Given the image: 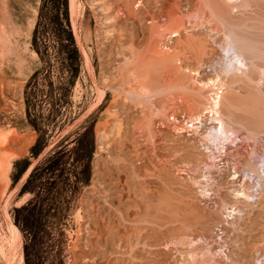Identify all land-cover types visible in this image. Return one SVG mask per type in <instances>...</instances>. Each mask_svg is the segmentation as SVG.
Segmentation results:
<instances>
[{"label": "rangeland", "instance_id": "374dc122", "mask_svg": "<svg viewBox=\"0 0 264 264\" xmlns=\"http://www.w3.org/2000/svg\"><path fill=\"white\" fill-rule=\"evenodd\" d=\"M75 1L74 15L70 0H0V264H264V168L262 179L254 177L248 162L234 161L231 150L225 156L227 142L204 141L209 128L220 129L211 111L199 120L174 107L183 122L165 138L164 159L177 171H160L154 152L153 164L143 163V142L132 139L141 118L149 129L162 115L151 95L120 90V72L134 77L130 55L148 47L152 24L161 38L165 18L161 25L150 19L161 1L137 0L133 17L131 0ZM162 1L166 11L175 2ZM182 1L186 14L196 0ZM239 11L236 30L257 42L253 75L260 83L235 82L224 105L240 138L251 137L247 148L259 144L255 162L262 166L264 0ZM184 20L189 38L173 36L179 59L211 76L226 55L218 49L222 35L210 30L213 22ZM107 81L113 84L105 89ZM189 91L160 96L201 98ZM234 168L248 174L245 184ZM243 188L251 205L237 204L235 189Z\"/></svg>", "mask_w": 264, "mask_h": 264}, {"label": "bare ground", "instance_id": "6f19581e", "mask_svg": "<svg viewBox=\"0 0 264 264\" xmlns=\"http://www.w3.org/2000/svg\"><path fill=\"white\" fill-rule=\"evenodd\" d=\"M136 1L137 0H131V3H129V5H127L128 3H126V5H127L126 8H128L127 12L129 11L130 16H132V13L135 12V4L138 3ZM160 1H161V2H159L160 8L158 7L157 2L154 4L155 6H154V8H152V9H154V11H153L154 13H153L152 17L150 16V19L152 22L156 21V24H160L157 22H159L162 18H165V23H166V26H165L166 28H164L165 33H164V31H163V33L161 31V38H160L159 37L160 32L159 31L157 32V29H156L157 27L154 28L156 26V25H154L155 24L154 23V24H152L151 29H149V31L152 30V32L150 33V36H149L150 43L147 44L148 47L146 49H142L140 51L133 50L132 53L129 51V49H127L131 53V55H130L131 59H129V60H130V62L132 60L133 62H131V63L134 65V68H132V69H134L133 70L134 72L132 71L134 74V77H132V78L135 80V81L132 80V82H134V83H132L133 85H129V82L132 79V78L130 79V77H131L130 75H132V74L127 73L125 75L123 73V70H121V72H120V77H121L120 90L126 94H131V95L132 94L135 95L136 93H138L139 90L141 92H144L143 94H145L146 96L151 95V97L154 100V101L151 100V102H153L155 110L159 114L162 115L160 120L155 121L154 123H152V125L150 124L151 127L149 129H146L143 125H141L140 121H142V122L144 121V120H142V118H141V120L139 119L140 120L139 123L136 124L135 126L132 124L134 126V127H132V133H133V135L131 134L133 136L132 139L134 138V139H137V140L143 142V145L141 144V147H143L144 152H142L141 161L142 162L144 161L142 159H148V160H151L149 163L153 164V162H154L153 154L155 153L157 155V158L159 159V162H157V160L155 162L158 164L160 171L165 172L168 169H170L171 166L173 167L172 163H170L171 164V166H170L168 164V162L165 161V159H164V158H166V157H164V150L166 149L164 141H165V138H167V136L170 133H176L180 127L179 125H182L181 123L183 121L182 122L179 121V116L181 114L178 116V112L174 109V107L179 108L181 105V106H183V110H186V109L189 110V112L193 118L199 119L200 117H202V115L205 112L211 111L212 120H215L218 122V124L220 125V129H218V127L216 125L209 128L210 129L209 133L204 137V141L205 142L208 141L209 137H212L213 139H219L220 138L221 140H224V142H227V143H225V145L223 147L225 150L224 151L225 156L227 155V152L229 153V151H227V150H231L232 153H229L228 155L231 156L232 159L234 158V161H246V162H248L247 167L252 172V175L254 177L262 179L261 174H260V170L264 168V165L260 166V163L255 162V161H260L257 158V155L260 154L259 147H258L259 144H255L256 146H254V150L252 149L250 151V149L247 148L246 145L250 143L251 137L250 138L249 137L240 138V136H239V130L240 129L238 130L235 127H233L235 125V122L236 123H238V122L232 118V115L230 114V112L227 110V108L224 105V103H225L224 100L227 98L226 92L228 91V88H230L235 82H239V81L244 79L250 84H258L259 85V83H260V79L256 78L253 75V69H254V67L257 66L256 65V63H257L256 59H257L258 55L256 56V49H258V48L254 47V45L257 44V42L255 44H253V40L250 41V39L248 40V39L243 38L244 36H241L238 33V31L236 30V25H235V22L233 21V17L238 12H240L239 10L248 6V4L251 2V0H196L195 2H193L191 9L186 14L182 10V6H181V2H183L182 0H181V2L179 1L177 3H175L176 0H174L175 2L171 1L170 4L174 3L175 6H173L174 4L170 5V6H172V8L170 7L169 11H166L165 2H163L162 0H160ZM75 4H76L75 0H70L71 13L75 9ZM140 6H142V4ZM152 6H150V8ZM126 8H124V9H126ZM147 12L145 15H148ZM72 14H74V13H72ZM135 14H134V16H135ZM188 14L190 15V17H193L196 21H199L200 24H204L203 22H206V21H207V23L213 22L215 24V27H211L210 30L211 31L215 30L216 34L221 33V35H222L221 39L219 41L218 49L225 51L226 55L224 56L223 59H221L222 61H220L219 64L215 67L214 73L211 76H207L206 78H203V75H202L203 72H202L201 68H203V67L200 66L199 68H196V69L189 68L185 64V61H183L184 62L183 63L182 60L179 59V53L176 51L177 48L175 49V47L173 46V43H175L174 42L175 40L178 42V41L182 40V38L184 36L185 37L187 36V38H189V36H190L188 34L189 27L185 26V20H184L185 16ZM143 15H144V13H143ZM150 15H152V13ZM136 18L137 17H135L134 19H136ZM144 23H145V21H144ZM158 27H159V25H158ZM73 28H74V31L76 32V22L75 21H73ZM174 35L176 36L175 40L173 39ZM131 37H134V36H131ZM116 39H117V37H116ZM142 39H143V36H142ZM119 40L120 39L118 38V41L116 40L115 43L118 42V44H119L121 42V40L120 41ZM128 42L130 43V39L128 40ZM188 42H190L189 39H188ZM133 43L134 42L132 40L131 45H133V47H134ZM179 43H181V41ZM120 44H122V42ZM115 45H117V44H115ZM184 45H185V43H184ZM186 45H188V44H186ZM195 45H196V43H195ZM122 46H124V45H122ZM198 46L200 47V48L198 47L199 50H201L202 44L198 43ZM193 47L197 49V47H195V46H193ZM137 48L140 49V45L137 46ZM119 49H121V48H119ZM185 49H187V51H188V46H186ZM124 53H126V51ZM121 56H124V55H121ZM129 60L127 59L126 62H129ZM107 63H109V62H107ZM110 63H112V62H110ZM108 65H110V64H108ZM107 67H109V66H107ZM124 67H126V66H124ZM107 70H108V68H107ZM115 71H113V72H115ZM171 72H173V73L171 74ZM117 73H119V72L117 71ZM262 73L264 75V72H262ZM108 74L110 75V72H108ZM195 74H199L200 77H197ZM116 79H117V75H116ZM117 81H119V80H117ZM135 82H137V85H134ZM112 84H113V82L110 83L107 81V84L106 85L104 84V86L106 87L105 89L111 87ZM114 84H116V81ZM180 88L181 89H188V91L190 90L189 92H191V91L198 92V93H200L201 98L200 99L197 98V101L195 103L192 100L193 101V103H192V101L190 99L184 98V96H183L184 100L180 99V100H182V102L177 97H175L177 95H175L173 97L172 94H170L173 98L168 95L169 97H171V99H169L168 97L162 98V96H160L163 93L171 92V91L177 90V89L179 90ZM183 92L187 93L186 91H181V93H183ZM98 93H99V98H100L99 101H101L104 98L105 93L100 88L98 90ZM181 93L179 94L180 96H181ZM187 94H189V93H187ZM178 101L180 103H183V104H180ZM115 105L116 104H113L110 107V111L113 110ZM121 107H123V105ZM181 109H179V111ZM188 110H187V112H188ZM127 113L128 112L126 111V114ZM117 117H118V115H117ZM206 118H207L206 120H208L209 116L206 115ZM131 119H130V121H131ZM137 121H136V123H137ZM190 122H191V120H190ZM177 123H180V124H177ZM146 126H147V124H146ZM135 131H139L138 136L134 135ZM222 135H224L225 137L222 138L221 137ZM168 137H170V136H168ZM237 140H240V141L237 142ZM258 140H260V139H258ZM131 141L134 144L136 142V141L133 142V140H131ZM112 142H113V140H112ZM169 142H170V139H169L168 143ZM233 143H236V148L234 150H232L229 147ZM166 146L168 147L169 144L168 145L166 144ZM168 148H170V147H168ZM152 152H154V153H152ZM133 153H134V151H133ZM136 156L134 155L135 158H136ZM154 157H156V156H154ZM139 159H140V156H139ZM262 161L264 162V159ZM207 164L203 161H202V163H200V165H202L201 167H203V166L206 167L205 168L206 169L205 174H211L210 170H212V168L210 170H208ZM235 167L237 168L236 165H235ZM173 168L177 171L176 167H173ZM236 168H234V170H235L234 174H238L239 175L238 177L240 178V180L243 181V183L245 184L246 183L245 177H248V174L244 171L240 172V170H237ZM177 173H175L174 175H176ZM159 174H158V176H160L162 173L160 175ZM166 174H168V173H166ZM260 186H261V188H263L262 185H260ZM235 192H237L236 196H239L237 199L238 200L237 204H240V205L245 204L247 206L252 204L250 202V198H252L253 195L246 192L245 188H243L240 191H237L235 189ZM235 206H236V204H235ZM239 208H240L239 205H237L235 210H240ZM7 260L8 261H6V264H8V262H9V259H7ZM106 264H109V263H106Z\"/></svg>", "mask_w": 264, "mask_h": 264}]
</instances>
